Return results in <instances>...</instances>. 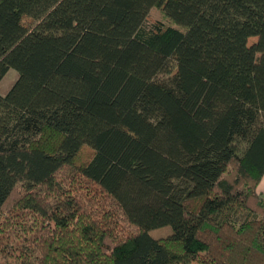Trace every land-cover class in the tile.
Segmentation results:
<instances>
[{
  "label": "trees",
  "instance_id": "1",
  "mask_svg": "<svg viewBox=\"0 0 264 264\" xmlns=\"http://www.w3.org/2000/svg\"><path fill=\"white\" fill-rule=\"evenodd\" d=\"M10 68L13 264H264V0H0ZM70 168L113 207L65 191Z\"/></svg>",
  "mask_w": 264,
  "mask_h": 264
},
{
  "label": "rangeland",
  "instance_id": "2",
  "mask_svg": "<svg viewBox=\"0 0 264 264\" xmlns=\"http://www.w3.org/2000/svg\"><path fill=\"white\" fill-rule=\"evenodd\" d=\"M161 17H162L161 12H159L156 9H152L148 15L147 23L150 24L155 21H159V20L162 21ZM255 40H256L255 37H251L248 39L247 44L251 45L252 43L255 42ZM16 78H17V72L12 68H10L3 77H0V94H5L9 90L11 85L14 83ZM88 155L89 154L87 150L82 151L79 156V160H83L87 158ZM58 178H60L62 182V188L65 191L68 189V191L76 193L78 197H81L82 195H86V194L93 197V200L96 203L93 206L95 212L100 211L99 208H104L108 210L109 208L111 209L113 207V202L108 197H106L98 189L97 186H95L88 180L82 179V177H80V175L78 174H75V172L71 168L69 170L66 169L62 170L58 174ZM18 191L19 190L16 189L15 192L12 193L11 197L7 200L3 210L0 212V223H3V227L7 231L10 230V225L14 227V245L13 244L0 245V264H13L14 252L9 250L13 246H15L16 243L18 242V235L16 232L19 228L16 225L18 223L14 222V216H13L14 202L20 196V193ZM51 195L55 197L58 194L52 193ZM24 220L20 222V224L23 223ZM39 223H40V219L36 215L29 213V225L32 228H35ZM121 225L123 226V222ZM49 226H51L52 229L54 228L53 224H49Z\"/></svg>",
  "mask_w": 264,
  "mask_h": 264
},
{
  "label": "crops",
  "instance_id": "3",
  "mask_svg": "<svg viewBox=\"0 0 264 264\" xmlns=\"http://www.w3.org/2000/svg\"><path fill=\"white\" fill-rule=\"evenodd\" d=\"M257 191L264 195V173L257 184Z\"/></svg>",
  "mask_w": 264,
  "mask_h": 264
}]
</instances>
